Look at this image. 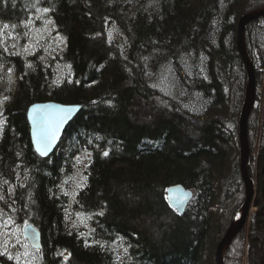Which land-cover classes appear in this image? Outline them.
Returning <instances> with one entry per match:
<instances>
[{"label":"trees","instance_id":"1","mask_svg":"<svg viewBox=\"0 0 264 264\" xmlns=\"http://www.w3.org/2000/svg\"><path fill=\"white\" fill-rule=\"evenodd\" d=\"M263 7L264 0H0V203L5 219L32 223L43 236L34 261L3 264H200L211 232L204 264H216L246 196L239 122L249 76L238 24ZM37 34L44 38L36 47ZM245 37L258 90L264 18L249 23ZM53 41L59 49L51 52ZM46 101L84 108L63 150L43 159L27 113ZM140 101L160 116L143 120ZM247 123L254 211L225 264H264L259 93ZM81 174L83 184L72 187ZM178 184L194 191L184 215L167 201Z\"/></svg>","mask_w":264,"mask_h":264},{"label":"water","instance_id":"2","mask_svg":"<svg viewBox=\"0 0 264 264\" xmlns=\"http://www.w3.org/2000/svg\"><path fill=\"white\" fill-rule=\"evenodd\" d=\"M264 18V7L256 11L249 12L242 16L238 31V50L241 54L243 62L246 66L249 76V85L247 88L246 103L243 108L240 124V150H241V171L243 185L245 186L246 196L242 209L236 219L231 222L226 234L216 247V264H225V256L229 247L233 244L238 234L243 232L250 221L253 213V205L256 196V185L252 179L249 170L250 163V146L248 138V120L252 113V109L256 103L257 86L256 75L253 62L251 61L247 44L246 31L249 23ZM84 108L82 104H63L56 101L36 102L28 109V120L30 124V133L33 147L37 154L43 159L52 157L58 150L65 138L66 131L70 124L75 120L81 110ZM167 201L179 213L184 215L188 206L194 198V192L178 184L169 187L167 192ZM24 236L29 245L36 251L43 249V236L41 231L32 223L24 226Z\"/></svg>","mask_w":264,"mask_h":264},{"label":"rangeland","instance_id":"3","mask_svg":"<svg viewBox=\"0 0 264 264\" xmlns=\"http://www.w3.org/2000/svg\"><path fill=\"white\" fill-rule=\"evenodd\" d=\"M37 38L38 40L35 42L36 47L39 44L40 38H44V37L40 34H37ZM50 45L49 46L51 47V50H48V51L53 52L54 50L59 49V46H58L59 41H53L52 43H50ZM257 93H259L261 95V98L264 100V87L262 88L260 87V89L257 90ZM4 108H5V105L1 104L0 105V135L2 132L1 126L4 122L3 121L4 120ZM135 109L137 112L140 113L143 120L150 119L151 117L157 118L160 116V114L157 113V110L154 111L151 106L141 101L135 104ZM192 131L193 130H189V132H192ZM83 182H84V176L82 174L77 175L75 179L73 180L72 187L77 186V185L80 186L83 184ZM1 207L2 206L0 203V264L9 262L12 259L16 260L17 262H24V263L34 261L35 251L29 245L27 239L25 238L23 227L17 225L13 221L5 219L4 211ZM212 235H213L212 232L210 233V235H208L209 237L206 240V246L204 248L205 250L203 254V259L200 260L201 261L200 264H204V261L208 259L209 247H210V241L212 239Z\"/></svg>","mask_w":264,"mask_h":264},{"label":"bare ground","instance_id":"4","mask_svg":"<svg viewBox=\"0 0 264 264\" xmlns=\"http://www.w3.org/2000/svg\"><path fill=\"white\" fill-rule=\"evenodd\" d=\"M239 24H240V22H239ZM238 24V25H239ZM238 31H239V29H238ZM238 46V45H237ZM238 50V49H237ZM243 60V59H242ZM243 62V61H242ZM248 72V71H247ZM249 85V84H248ZM248 88V87H247ZM246 98H247V94H246ZM245 103H246V101H245ZM244 108V107H243ZM82 111V110H81ZM242 111V110H241ZM252 111V110H251ZM243 112V111H242ZM242 116V115H241ZM240 121H241V119H240ZM248 122H249V120H248ZM239 139H240V136H239ZM59 150H63L62 149V147H61V145L59 146V148H58ZM57 152H59L58 150L55 152V153H57ZM51 158V157H50ZM244 184V183H243ZM244 189H245V186H244ZM193 191V190H192ZM194 192V191H193ZM253 208H254V206H253ZM239 214V213H238ZM236 219V218H235ZM231 225V224H230Z\"/></svg>","mask_w":264,"mask_h":264},{"label":"snow or ice","instance_id":"5","mask_svg":"<svg viewBox=\"0 0 264 264\" xmlns=\"http://www.w3.org/2000/svg\"><path fill=\"white\" fill-rule=\"evenodd\" d=\"M46 11H47V9H46ZM105 155H107V153H105Z\"/></svg>","mask_w":264,"mask_h":264}]
</instances>
